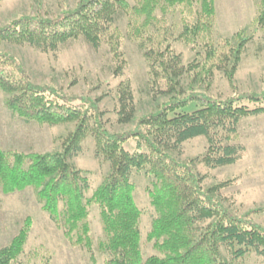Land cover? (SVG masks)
<instances>
[{
    "label": "rangeland",
    "instance_id": "rangeland-1",
    "mask_svg": "<svg viewBox=\"0 0 264 264\" xmlns=\"http://www.w3.org/2000/svg\"><path fill=\"white\" fill-rule=\"evenodd\" d=\"M79 0H2L0 27L23 15L55 18L76 7ZM131 6L137 0H128ZM202 3L191 8L178 4L166 13L156 10L165 18L167 39L160 45L158 31L152 27V39L135 38L130 33V17L121 12L111 31L95 46L85 37L60 43L56 49H44L32 44L5 42L0 49L15 57L24 74L36 85L55 87L69 98L99 99L107 129L112 133L126 132L135 127L144 115L156 112L172 96L166 91L165 81L155 79L152 62L160 55L149 56L151 49L168 51V56L180 57L184 73L178 78L183 95L191 88L212 97L226 100L251 92L264 91V26L258 24L261 0H214V14L206 29L199 34L185 36L184 29L197 21L204 25ZM115 29L120 33L114 47L111 38ZM245 39V51L233 70V59L222 61L231 47ZM214 52L210 54V50ZM213 55V56H212ZM130 83L135 104V118L131 123L119 122V87ZM11 96L0 89V148L8 152L54 153L62 149L65 139L77 125L76 121L53 124L39 122L19 115L7 106ZM246 103V102H245ZM249 106L254 104L247 102ZM196 110L195 104L182 111ZM218 145H231L233 162L225 165L210 163V142L200 135L174 143L170 153L182 163L190 164L202 179L205 190L215 188L213 196L232 213L247 215L264 227V113L243 116L235 123L216 130ZM128 147L133 149L134 142ZM218 156L212 153L211 156ZM69 163L88 178L83 190L84 204L89 215L90 244L74 232L68 235L65 225V204H59L60 219L55 220L44 209L39 189L27 187L14 193H4L0 186V249L8 246L31 218L28 238L16 264H105L113 257L104 250L105 230L101 211L96 203H89L97 188L112 172L110 161L97 153L96 141L89 135L81 150L69 158ZM134 198L141 211L139 230L143 260L164 256L149 239L155 219L160 212L152 203L151 193L155 177L144 171H134ZM212 220L199 221L194 233L200 234ZM81 239V240H80ZM260 246L237 244L221 245L225 261L233 264H264Z\"/></svg>",
    "mask_w": 264,
    "mask_h": 264
},
{
    "label": "trees",
    "instance_id": "trees-1",
    "mask_svg": "<svg viewBox=\"0 0 264 264\" xmlns=\"http://www.w3.org/2000/svg\"><path fill=\"white\" fill-rule=\"evenodd\" d=\"M2 0H0L1 2ZM202 3L204 25L197 21L184 29L185 36L199 34L206 29L214 14V0H137L131 6L128 0H79L76 7L58 17L23 15L0 27V46L5 43L32 44L44 49H56L60 43L85 37L97 46L104 35L113 30L116 16L121 12L130 17V33L135 38L152 39L154 27L160 45L167 39L163 13L178 4L191 8L194 2ZM208 24V23H207ZM258 24L264 26V0ZM111 38L118 46L117 29ZM245 51V39L231 47L222 61L233 59V70ZM214 52L210 50V54ZM160 55L152 62L154 78L165 81V92L172 96L153 113L142 116L135 127L126 132L112 133L107 129L99 99L88 97L75 100L55 87L34 84L23 67L12 55L0 49V89L11 94L7 106L19 115L53 124L76 121L75 130L68 135L61 150L54 153H18L0 148V186L4 193H14L27 187L39 189L44 209L57 221L59 204H65V225L68 235L81 232L90 244L89 211L84 204L83 190L88 178L76 170L69 158L81 150L82 142L93 135L99 155L110 161L112 172L97 188L89 203L98 204L106 239L101 243L113 257L105 264H233L223 259L221 245L245 244L263 247L264 227L253 222L248 214L232 213L213 193L205 190L202 179L188 163L179 162L171 153L174 143L205 135L210 142V163L225 165L233 162L231 145H218L219 127L232 124L243 116L264 113V91L233 96L226 100L212 97L193 88L183 95L179 77L184 73L180 57L168 56V51L151 49L149 56ZM213 56V55H212ZM121 103L119 122L128 124L135 118V104L130 83L119 87ZM246 102V103H245ZM247 102L254 104L252 107ZM192 104L196 110L182 111ZM130 142L135 147H128ZM218 156L212 157V153ZM153 175L157 182L151 193L152 203L160 212L155 219L149 239L164 256L154 255L143 260L139 222L141 211L135 198V185L131 181L134 171ZM212 220L198 235L194 227L199 221ZM31 218L12 240L0 249V264H16L28 238ZM81 240V239H80Z\"/></svg>",
    "mask_w": 264,
    "mask_h": 264
}]
</instances>
